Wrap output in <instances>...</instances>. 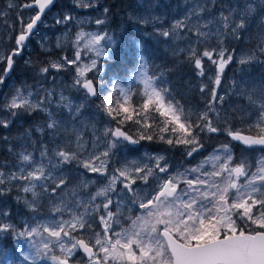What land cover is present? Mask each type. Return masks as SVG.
<instances>
[{
    "label": "snow or ice",
    "instance_id": "6c2138e0",
    "mask_svg": "<svg viewBox=\"0 0 264 264\" xmlns=\"http://www.w3.org/2000/svg\"><path fill=\"white\" fill-rule=\"evenodd\" d=\"M185 3L180 18L173 19L167 28L157 27L163 25L164 18L151 13L130 15L129 20L141 26L152 24L153 33L165 40L186 41V46L174 50V54L183 52L197 76L204 78L208 73L206 81L202 79L199 84V91L206 97L202 110L188 111L175 99L166 87V72L150 70L140 41H136L137 62L130 69L128 84L111 81L107 94H100L95 76L104 70L101 58L111 59L117 37L106 27L110 9L99 0H74L75 7L93 9L100 15L91 21L96 30L81 28L75 33L72 56H61L37 67L34 89L16 88L0 102V128H9L13 119L22 115L43 114V122L24 129L15 144L3 137L13 160L0 161V198L15 190L17 203H22L31 216L22 225L13 224L10 210L0 201V237L12 235L26 240L28 250L19 253L24 261L264 264V76L259 81H232L235 94L248 101L245 114L250 123L246 129L233 130L230 116L221 115L217 107L225 100L218 90L227 65L234 60L241 66L264 64V0ZM54 4L55 0L19 4L8 0L6 8L0 9L6 24L10 15L7 9H18L15 23L8 25L16 32L12 37L14 47L0 55V64L4 65L0 68V85L14 71V58L27 48L30 37L44 24L46 10ZM25 10L34 14L24 17ZM253 19L260 29L257 43L237 55L226 44L241 40ZM75 20L71 13H62L55 23L67 26ZM212 41L216 47L211 46ZM56 46L63 51L59 40ZM69 70L73 72L70 87L82 93L80 102L63 91L43 86L42 81L53 71L58 75ZM57 75H52L53 82ZM134 96H139L140 102L134 103ZM93 100L98 101L96 112L107 118L102 130L85 111ZM128 122L137 126L134 134L125 130ZM221 132L260 155L255 160L236 162L230 141L183 171L171 170L163 155L110 168L118 147L155 139L173 148L183 145V155L193 157L204 149L202 134ZM36 133L39 137L34 140ZM60 136L67 139L66 144L57 143ZM62 166L74 167L80 177L95 174L107 182L93 193L89 189L93 181L79 179L73 184ZM138 181L146 187H139Z\"/></svg>",
    "mask_w": 264,
    "mask_h": 264
},
{
    "label": "rangeland",
    "instance_id": "374dc122",
    "mask_svg": "<svg viewBox=\"0 0 264 264\" xmlns=\"http://www.w3.org/2000/svg\"><path fill=\"white\" fill-rule=\"evenodd\" d=\"M25 1L26 0H15L17 4ZM7 2L8 0H2V6L0 9H5ZM225 2H227V0H225ZM233 2H235V0H233ZM99 3L103 7H108L110 9L109 23L106 27L117 37V43L110 53L111 59L101 58L100 64L103 66L104 70L95 76V82L100 94H107V90L111 87V81L120 80L122 84H128L127 77L130 75V69L133 67L134 63L137 62L138 49L136 47V41H140L144 45L145 56L149 60L150 69V55L152 56L156 53V51L151 52L153 48L159 49L163 56L170 61V68L165 76L167 81L166 87L169 88L171 86L169 80H172V71L179 74L182 72L187 75L184 85L188 87L190 86V90L195 91L196 96L194 98L190 97L189 101L184 105V108L191 112L202 110L205 105L206 97L199 91V84L202 79L206 81L208 73L206 72L204 78L197 76L196 71L193 66L187 62L183 52L174 54V50L186 46V41L165 40L153 33L152 24L141 26L134 24L129 20L130 15H136L138 13L147 15L148 13H151L152 16H162L164 18L163 25H156L157 27L167 28L173 19L180 18L182 15L183 10L186 7L185 0H99ZM148 4H152L154 7H144ZM7 11L10 14L7 17V24L4 22L5 18L0 17V55L6 54L13 49L14 39H12V37L16 35V32L12 31L8 25L15 23L16 12L18 9H7ZM62 13H71L73 16L77 17V20L67 26L56 24V18ZM33 14V10H25L22 13L24 17ZM99 15V11L75 7L74 0H59L55 8L45 17L44 24H42L35 32V35L32 36V39L27 48L23 51V54L16 57L14 72L3 85H0V102L6 99L16 88L32 86L34 89L37 86L38 80L35 71L37 67L44 65L47 61L56 60L61 56L66 55L71 57V41L74 40L75 33L81 28L85 31L96 30V25L91 21ZM80 21H84V23L81 24ZM15 27L17 30L19 29L18 24H15ZM259 31L258 21L253 19L249 30L243 33L241 40H229L226 46L230 49H235L237 55H242L256 45V37ZM145 33L148 34L146 35ZM58 40L63 46V51L56 46ZM211 46L216 47V42L212 41ZM172 57L178 58L174 68L180 69L184 66L185 68L182 71L172 70ZM25 61H29V63H25ZM109 66L114 69L118 67L122 68L123 72L116 70V75L112 72L113 74L109 76ZM3 67L4 65L0 64V68ZM154 67L156 71L161 70L158 64H154ZM205 67L207 69V62L205 63ZM242 67L245 68L244 71L241 70ZM52 75L57 74L53 71ZM52 75H50L47 80L42 81L45 88H54L58 93L63 91L66 96H69L76 102H80V100L83 99L82 93H78L75 89L70 87L73 76L71 70L60 72L54 82L52 80ZM89 75L91 76L92 74L90 73ZM262 76H264V64L241 66L234 60L231 64L225 67L221 76V87L218 90L221 95H225V100L222 105H217V107L221 112V115L227 113L230 116L229 125L233 130L246 129L250 123V118L245 114L248 101L235 94L232 81L236 80L239 82L242 78L248 81H259ZM137 87H139V85H137ZM133 102H140V97L134 96ZM96 103H98V101L93 100L88 102L85 111L88 116L94 117L97 128L102 130L107 124V118L96 112ZM2 115L3 114L0 113V116ZM42 122L43 114L33 117L22 115L19 118H14L9 128H0V161L13 160V157L7 152L8 144L4 142L3 137H7L9 143L15 144L17 142V137H19L24 129L34 127ZM220 126L224 127L222 123ZM136 128L137 126L131 123L129 133L134 134ZM245 134L248 133L245 132ZM38 137L39 133H36L33 139L35 140ZM201 139L204 143V149L198 154H194L193 157H185L183 155V145L173 148L155 139L153 141H141L138 145L118 147L117 149H114L116 154L111 159L110 168L120 167L124 162L139 161L143 163L147 161L148 156L150 155H163L172 166L171 170L178 169L183 171L184 168L195 166L201 159L207 157L209 153L212 152L213 148L231 141L230 137L223 132L210 134V136L202 134ZM57 143L61 145L66 144L67 139L64 136H60L57 139ZM231 146L234 153V160L236 162H239L241 159L255 160L260 155L259 152L246 149L244 146L233 141H231ZM49 147H52V145L50 144ZM71 147L74 148L75 145H71ZM62 167L64 173L73 178V184L77 183L79 179L93 181L94 183L89 184V189L93 193L107 182L103 177H99L95 174H87L80 177L79 173L72 166ZM97 181H99V183H96ZM138 186L146 187L139 181ZM16 196L17 192L13 190L8 193L6 197L0 198V201H2L10 210V222L16 225H22L31 216V213L28 212L22 203H17L15 199ZM8 237L10 240H8ZM22 250H28V243L26 240L22 238L17 239L12 235H4L0 237V264H7L9 260H11L13 264H31L30 261H24L19 255ZM77 259H79V254L77 255ZM36 264H52V262L50 260H38Z\"/></svg>",
    "mask_w": 264,
    "mask_h": 264
},
{
    "label": "trees",
    "instance_id": "16d2710c",
    "mask_svg": "<svg viewBox=\"0 0 264 264\" xmlns=\"http://www.w3.org/2000/svg\"><path fill=\"white\" fill-rule=\"evenodd\" d=\"M106 6V5H105ZM156 51L155 54H153L152 56L150 55V60H151V71H156L154 64H158L159 68L161 70H164L165 72L169 71L170 68V61L168 59H166L163 54L160 52L159 49H155L153 48L151 52ZM176 60H178V58L176 57H172V70H180L182 71L185 67L182 66L180 69H175V65H176ZM116 70H119L121 72H123L122 68H112L111 66H109V70H108V75H112L113 73L116 75ZM113 72V73H112ZM187 79V75L185 73L179 74L176 73L174 71H172V80H169V83L171 84V86L169 87L172 91L173 96L175 97L176 100H178L180 102L181 105H186V103L189 101L190 97L194 98L196 96L195 91L190 90V86H186L184 85ZM131 127V122H128L127 125H125V130L129 131V128ZM8 240H10V238L8 237Z\"/></svg>",
    "mask_w": 264,
    "mask_h": 264
},
{
    "label": "water",
    "instance_id": "95a60500",
    "mask_svg": "<svg viewBox=\"0 0 264 264\" xmlns=\"http://www.w3.org/2000/svg\"><path fill=\"white\" fill-rule=\"evenodd\" d=\"M56 2H57V0H55V4H56ZM55 4H54V5H55ZM53 7H54V6H52L51 9H52ZM47 12H48V11L46 10V13H47ZM44 16H45V15H44ZM44 16L42 17V19H44ZM35 31H37V30H35ZM31 37H32V36H31ZM31 37H30V38H31ZM21 55H22V54H21ZM14 68H15V65H14ZM13 72H14V71H13ZM13 72H11L10 76L12 75ZM10 76H9V77H10ZM244 134H245V133H244ZM230 138H231V137H230ZM234 142L237 143V144H239V145H241V146H244V145H243L242 143H240V142H237V141H234ZM244 147H245V146H244ZM245 148H246V147H245Z\"/></svg>",
    "mask_w": 264,
    "mask_h": 264
},
{
    "label": "bare ground",
    "instance_id": "6f19581e",
    "mask_svg": "<svg viewBox=\"0 0 264 264\" xmlns=\"http://www.w3.org/2000/svg\"><path fill=\"white\" fill-rule=\"evenodd\" d=\"M46 16H47V15H46ZM46 16H45V17H46ZM45 17H44V19H45ZM44 19H43V20H44Z\"/></svg>",
    "mask_w": 264,
    "mask_h": 264
}]
</instances>
